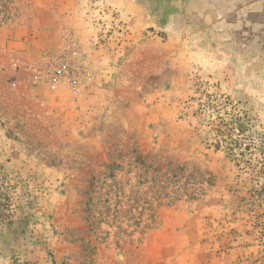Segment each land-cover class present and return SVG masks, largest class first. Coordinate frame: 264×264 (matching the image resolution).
<instances>
[{"label": "rangeland", "instance_id": "374dc122", "mask_svg": "<svg viewBox=\"0 0 264 264\" xmlns=\"http://www.w3.org/2000/svg\"><path fill=\"white\" fill-rule=\"evenodd\" d=\"M0 172V264H264V0H0Z\"/></svg>", "mask_w": 264, "mask_h": 264}, {"label": "trees", "instance_id": "16d2710c", "mask_svg": "<svg viewBox=\"0 0 264 264\" xmlns=\"http://www.w3.org/2000/svg\"><path fill=\"white\" fill-rule=\"evenodd\" d=\"M223 127L225 126L226 129H223L222 126L217 128L214 132L216 133V141L218 143V147L220 146L219 143H225L227 144L226 138L231 137V131L235 128L232 124L227 123L223 121L221 124ZM243 123L239 125V129L243 131ZM222 138H221V137ZM229 152L231 155L235 156L237 154V150L233 149L232 144H229L227 146ZM4 177L2 173L0 172V224L2 223H10V217L12 216V204L10 197L8 195V187L6 182L3 181ZM261 202L259 203L258 201H251V205L253 208V211L257 212V222L256 223V229L258 230L257 232L259 233V238L260 241L263 243L264 242V221L261 222L262 218H264V197H260ZM259 226V227H257Z\"/></svg>", "mask_w": 264, "mask_h": 264}]
</instances>
